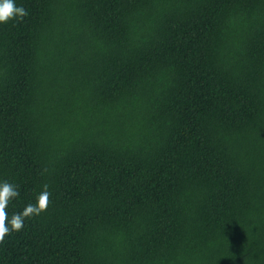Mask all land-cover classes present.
<instances>
[{"label": "trees", "instance_id": "1", "mask_svg": "<svg viewBox=\"0 0 264 264\" xmlns=\"http://www.w3.org/2000/svg\"><path fill=\"white\" fill-rule=\"evenodd\" d=\"M15 3L0 264H264V0Z\"/></svg>", "mask_w": 264, "mask_h": 264}, {"label": "clouds", "instance_id": "2", "mask_svg": "<svg viewBox=\"0 0 264 264\" xmlns=\"http://www.w3.org/2000/svg\"><path fill=\"white\" fill-rule=\"evenodd\" d=\"M29 15L23 6H17L15 0H0V24L10 20L22 22ZM48 169L42 170L41 175ZM19 186L4 181L0 183V244L5 242V237L10 232H19L24 228L25 220L39 216L46 212L51 203L49 185L45 183L36 197L35 203H28L22 212L15 213L9 218L8 206L11 201L19 197Z\"/></svg>", "mask_w": 264, "mask_h": 264}, {"label": "rangeland", "instance_id": "3", "mask_svg": "<svg viewBox=\"0 0 264 264\" xmlns=\"http://www.w3.org/2000/svg\"><path fill=\"white\" fill-rule=\"evenodd\" d=\"M90 77V76H89ZM97 119H99V118H97ZM95 125V124H94ZM69 131H71V130H69Z\"/></svg>", "mask_w": 264, "mask_h": 264}]
</instances>
